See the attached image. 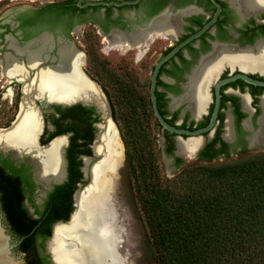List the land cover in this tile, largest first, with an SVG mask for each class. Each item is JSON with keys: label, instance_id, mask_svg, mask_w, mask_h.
<instances>
[{"label": "flooded vegetation", "instance_id": "af4514ba", "mask_svg": "<svg viewBox=\"0 0 264 264\" xmlns=\"http://www.w3.org/2000/svg\"><path fill=\"white\" fill-rule=\"evenodd\" d=\"M127 1L134 0H0V83L5 80L0 99L9 102L5 122L0 121V131L7 132L15 123L18 124L24 100H28L24 89L29 80L34 79L42 68L58 66L61 63L60 51L65 49L70 50L72 55H85L83 70L106 94L111 116L117 125L112 101L95 77H130V82H134L136 87L139 84L143 86L137 79L142 76L131 70L126 73L113 70L101 76L90 74L85 68L86 65L89 67L87 51L80 50L86 47V39L90 35H93L95 42L99 37L106 39L107 48L118 50L121 55L135 50L134 62L141 67H145L148 60L158 54V60L151 66L149 94L157 63L191 38L162 65L157 81L156 96L158 104L166 113L164 118L179 129L196 131L210 125L217 102L216 88L220 81L244 76L264 82V0H141L134 5L112 4ZM155 18H158V23L154 28L171 36L164 33L144 40L143 36L148 34L145 31ZM44 38H47V44ZM158 39L167 41V44L161 42L150 57L152 45ZM19 51L40 54V66L34 69L30 67L27 57L19 54ZM9 60L23 64L28 74L12 76L17 78L8 82L9 76L4 71ZM22 77L29 79L21 80ZM200 77L208 78L201 90L205 99L200 97L198 101L195 91L201 86ZM220 94L215 125L202 138L189 142L193 145L192 142L196 141L198 148L201 142L204 143L193 158L199 163L211 165L226 162L213 167L241 162L264 152V87L236 79L223 84ZM34 101L28 106L36 107L40 118L35 140L37 150L28 151L19 145L0 142V172L5 176L17 174L21 179V185L31 194L25 197L24 205L28 209L29 205L32 206L34 211H29L36 218V210L43 211L46 199L57 186L68 183L75 185L73 210L69 219L54 222L47 240L38 239L40 256L46 259L47 264H54L48 250L49 241L54 235L55 224L66 223L71 219L80 185H87V172L90 175L91 168L102 158V155L95 157L94 150L99 143L100 126L106 124V114L99 112L95 104L45 106ZM87 108L92 109V112ZM2 109L3 105L0 104V113ZM11 110H14V114L9 117ZM117 128L119 130L118 125ZM163 138V154L172 161L176 170L184 166L188 157H193L189 145L186 153H181L179 149V153L184 156L178 154V135L163 132ZM58 139L64 140L61 146V175L45 179V182L38 178V164L33 156L38 150L50 148ZM203 152L205 155L201 158ZM29 181L31 187L26 184ZM73 181H76L75 184ZM42 190L46 192V197L43 204L38 206L35 196ZM13 237L19 246L20 240ZM31 259L25 254L27 264H30Z\"/></svg>", "mask_w": 264, "mask_h": 264}, {"label": "trees", "instance_id": "16d2710c", "mask_svg": "<svg viewBox=\"0 0 264 264\" xmlns=\"http://www.w3.org/2000/svg\"><path fill=\"white\" fill-rule=\"evenodd\" d=\"M87 43L95 47L93 35ZM88 50L91 65L95 59ZM102 70L111 73L105 64ZM96 73L105 75L99 69ZM97 79L112 101L125 145L122 176L134 182L142 206L147 228L142 264H264V155L218 167H187L176 179H165L149 134L151 118L159 127L149 92H138L125 77ZM111 83L119 102L105 86ZM74 186H57L36 218L24 205L31 194L21 179L0 172V207L12 236L20 240L17 249L32 258L30 264H47L38 239L47 240L54 222L69 219Z\"/></svg>", "mask_w": 264, "mask_h": 264}, {"label": "bare ground", "instance_id": "6f19581e", "mask_svg": "<svg viewBox=\"0 0 264 264\" xmlns=\"http://www.w3.org/2000/svg\"><path fill=\"white\" fill-rule=\"evenodd\" d=\"M43 41L45 44L48 42L47 38H44ZM45 49L46 45L43 46L42 50L44 51ZM42 50L40 53H42ZM19 54L27 57L29 65L33 69L40 66V54L28 51H19ZM60 60V66L55 68H42L38 70L37 76L34 79L29 80V84L24 89L28 100H24L23 112L19 122L10 131H0L1 143L6 142V145H19L28 151L37 150L35 140L39 131L40 118L36 107L34 108L33 105L28 106V103H33L34 97H36L35 100L42 99L46 96L50 101L56 99L57 101L67 102L77 98H93L97 101L99 110L103 111L107 118H110L109 107L104 96L100 93L97 95L96 91L91 89L90 84L80 71L85 65L83 55L81 53L72 55L70 50L65 49L60 51ZM4 73L8 74V80H13V78L17 77L12 76L21 73L27 75L28 70L25 69L23 64H17L13 60H9ZM207 78L200 77L201 86L200 88L198 86V91H195L198 93V101L200 97L205 99V95L201 93V90ZM27 79L29 77L21 78V80ZM115 135L116 128L108 125L106 134L104 135V140L109 141L107 147L108 155L94 180L95 186L91 190L93 192L90 193L88 198L86 197L83 200L77 197L78 201L82 200L79 203L80 208L82 207L83 210L80 219L78 218V214H75L70 224H60L55 229L51 249L58 264L127 263L126 257H122L119 254L120 237L122 236L120 223L126 221V219L124 216L117 217L115 213L117 208L107 207L106 200L115 177V170L122 168V146L118 139L116 141ZM63 142V139H58L53 142L50 148L38 150L36 155L33 156L38 164V178L45 182V179H54L61 175L63 163L61 146ZM192 143L194 144L187 143L186 145L180 143V152L186 153L189 145L193 154L198 146L195 144L197 143L196 141ZM192 158H194V155ZM67 241H70V243L67 244Z\"/></svg>", "mask_w": 264, "mask_h": 264}, {"label": "rangeland", "instance_id": "374dc122", "mask_svg": "<svg viewBox=\"0 0 264 264\" xmlns=\"http://www.w3.org/2000/svg\"><path fill=\"white\" fill-rule=\"evenodd\" d=\"M106 39H103L102 37H99L97 40V44L95 47H91L90 45H86V47L80 48V50L91 52L93 60V64L89 67L86 65L85 68L88 70L90 74L97 75L98 69L101 70L102 74H108L107 71L102 70L103 65L105 64L106 68L112 72L113 70L119 73H126L131 70L132 73H138L142 77H137L139 79L141 85L143 86H136L135 88L138 89V92L144 91L145 93L149 92V85H150V79H151V66L152 64L158 60L159 55L154 54L153 59L148 60V64L144 67H141L137 63L134 62L135 58V50H131L126 52L124 55L120 54V51L115 49H108V41H105ZM164 43V45L167 44V41L158 39L155 43L152 45V52L149 55L153 54L154 51H157L158 46L160 43ZM87 43V39H86ZM88 44V43H87ZM94 49H96L98 52H94ZM98 53V55H97ZM88 55V53H87ZM96 61V63H95ZM105 62V63H102ZM95 65V67H94ZM147 76V77H146ZM99 78V77H95ZM101 78V77H100ZM123 78V77H122ZM126 79H131L130 77H125ZM133 78V77H132ZM2 77H0V80ZM135 79V78H133ZM8 80V79H7ZM12 80H8V82H11ZM5 80L3 79V82L0 83V90L2 86L4 85ZM101 83V82H100ZM134 83V82H133ZM102 84V83H101ZM105 85V84H104ZM107 89L111 92V94H114V88L113 83L111 85H105ZM117 100V102L120 101V98L115 97V94L113 96V100ZM0 104L3 105L2 112L0 113V121L5 122V118L7 117L5 115L8 114V106L9 102L5 101L3 99H0ZM118 104V103H117ZM14 114V110L10 111L9 117H12ZM151 131H149V134L151 135V140L154 142L157 151L159 152L158 162L160 167V174L165 179L174 180L176 179L182 172L183 168L187 167H193L197 165H206L208 167L217 166L220 164H225L226 162H216L212 163L211 165L208 164H201L196 159H193L191 157H188L189 159L185 160L184 166L180 169H175L172 166V161L166 158L163 154V148L164 143L162 142L163 132L159 129V127H156L155 124V118H151ZM260 155H264V152L261 151ZM258 155V156H260ZM124 168H121V179H120V186L119 190L117 192L118 195V202L120 205V208H117L116 215L125 217L126 221H123L120 223V227L122 228V236L120 237L121 244L119 246V251L124 254L122 257H126V259L129 261L130 264H142L145 253V236H146V223L145 219L143 217L142 212V206L140 205L139 196L137 195L135 191L134 182L132 179H129L128 177L122 176V171ZM125 175V174H124ZM46 197V192L44 190L39 191L35 196V201L38 206H41L43 204V201ZM29 209L33 212L34 209L31 205H29Z\"/></svg>", "mask_w": 264, "mask_h": 264}, {"label": "water", "instance_id": "95a60500", "mask_svg": "<svg viewBox=\"0 0 264 264\" xmlns=\"http://www.w3.org/2000/svg\"><path fill=\"white\" fill-rule=\"evenodd\" d=\"M141 0H134V1H127V2H123V3H112L116 6H122V5H134V4H138ZM108 5V4H106ZM158 23V18H155L148 26V28L146 29L145 32H148V34L144 35V40H148V39H152L156 36L162 35L164 33H166V36H171L169 35V33L167 32H162L157 28H154V26ZM190 39H187L186 41H184L182 44H180L179 46H177L171 53H169L167 56H165L163 59H161L157 65L155 66L154 72H153V76H152V81H151V89H150V96H151V102H152V106H153V110H154V114L155 117L158 121L159 124V129L162 132H168L170 134H174V135H178L177 138V145H178V154L181 156H184L182 154L179 153V143L180 142H184V143H189L190 141L194 140V139H200L203 137V134H205L206 132H208L216 123V119L218 116V112H219V108H220V98H221V94H220V88L223 84L230 82V81H234L236 79H242L244 81H246L249 84H253V85H257V86H262L264 87V82L263 81H258V80H254L250 77H231L228 79H225L223 81H220L217 85L216 88V92H217V102H216V108L211 120V123L208 127H205L203 129H198L196 131H190V130H185V129H179L174 125L169 124L165 118L163 117V115L161 114L159 107H158V101H157V96H156V90H157V81H158V75L160 72V69L162 67V65L168 61L170 58H172L180 48H182L184 45H186ZM84 57V61L86 62V58L85 55L83 54ZM61 63L58 64V66H60ZM58 66H53V67H58ZM83 77L88 81V83L90 84L91 89L94 91H96V94L98 95V93H100L101 95L104 96L107 106L109 107V112H110V118H107L106 116V124L104 126H101L100 128V134L98 135V141L99 143L97 144V146L95 147L94 153H95V157H97L98 155H102L101 160L98 163H95V165L91 168V172L90 175L86 174L85 176V180L89 179V182L87 183L86 186L80 185V189L79 191L76 193V197H75V211L71 216V219L69 220V222H58L57 224H55V228H54V235L53 237L50 239L49 241V245H48V250L49 253L52 256V262L54 264H58L57 261L54 258V253L51 249V243L54 240V236H55V229L58 225L62 224V225H68L72 222L73 217L75 214H78V218L80 219V215L83 213L82 207L80 208L79 203L84 199V198H88L90 196V193H92L93 191H91L93 189V187L95 186V178L98 175L99 171H100V167L103 165L104 161L107 158V147L109 145V141L108 140H104V135L106 134V130L108 125H110V127H114L116 128V141L117 139L120 141V144L122 146V168L125 164V145L121 139L119 130L117 128V125L115 124L113 118H112V110L108 101V98L106 96V94L103 92L102 88L100 87L99 84H97L94 80H92L87 73L83 70V68L80 69ZM38 72V71H37ZM169 82H173L172 80H169ZM190 83V77H189V82ZM187 88V86H186ZM35 102H40L42 104H44L45 106H49L51 104L53 105H61V106H71L73 104H77V103H84V104H95L98 106L97 101L95 99H86V98H77V99H73L69 102L67 101H57L56 99L50 101L48 99V97H44L42 99H37L35 100ZM99 108V107H98ZM99 112H103L101 110H99ZM104 113V112H103ZM17 123H15L13 125V128L16 126ZM13 128H11L10 130H12ZM9 130V131H10ZM186 137V138H185ZM162 142L164 143V138L162 137ZM204 145L203 142H201V146L196 149V151L194 152V157L197 155L198 151L202 148V146ZM100 146L98 152L96 151L97 147ZM103 153V154H102ZM120 179H121V169H116L115 170V177L114 180L112 181V186L109 190V194L107 197V207H111V208H120L119 202H118V195L117 192L119 190V186H120ZM62 180V179H60ZM59 180V182H61ZM77 197H80L82 200L78 201ZM67 244L70 243V241L66 242ZM17 247H18V242L15 241L14 237L12 236L9 227H8V223L6 222V218L5 215L3 213V211L0 208V264H27L26 260H25V253H18L17 251ZM80 248V247H78ZM120 256L124 255L119 251ZM126 264H130L129 261L127 260Z\"/></svg>", "mask_w": 264, "mask_h": 264}]
</instances>
